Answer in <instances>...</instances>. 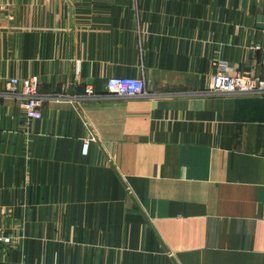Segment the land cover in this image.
<instances>
[{
    "label": "crops",
    "instance_id": "obj_1",
    "mask_svg": "<svg viewBox=\"0 0 264 264\" xmlns=\"http://www.w3.org/2000/svg\"><path fill=\"white\" fill-rule=\"evenodd\" d=\"M220 64L262 76L264 0H0V264H264V96Z\"/></svg>",
    "mask_w": 264,
    "mask_h": 264
},
{
    "label": "built area",
    "instance_id": "obj_2",
    "mask_svg": "<svg viewBox=\"0 0 264 264\" xmlns=\"http://www.w3.org/2000/svg\"><path fill=\"white\" fill-rule=\"evenodd\" d=\"M46 2L48 0H39ZM261 49V48H260ZM8 93L22 100V107L28 122L39 121L43 118L40 106V78H11L8 81ZM5 91L0 90V97ZM146 81L143 78L113 77L107 82L106 95L118 99L141 98L147 96ZM202 94L217 96H264V70L259 78H252L244 74H231L226 64H220L210 86ZM88 98L97 96L92 88L86 90ZM84 153H88V144H85ZM13 244L10 235L0 231V248L7 249Z\"/></svg>",
    "mask_w": 264,
    "mask_h": 264
},
{
    "label": "rangeland",
    "instance_id": "obj_3",
    "mask_svg": "<svg viewBox=\"0 0 264 264\" xmlns=\"http://www.w3.org/2000/svg\"><path fill=\"white\" fill-rule=\"evenodd\" d=\"M97 94V93H96ZM111 98H114V97H111ZM115 99V98H114ZM125 99H127V98H125ZM26 118V117H25ZM27 120V119H26ZM28 122V121H27ZM5 234H7V233H5ZM13 239V238H12ZM14 241V240H13Z\"/></svg>",
    "mask_w": 264,
    "mask_h": 264
}]
</instances>
